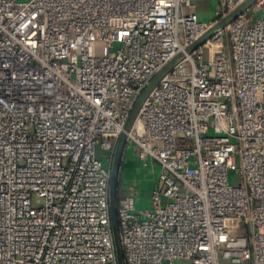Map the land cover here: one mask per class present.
I'll return each instance as SVG.
<instances>
[{
  "label": "built area",
  "instance_id": "built-area-1",
  "mask_svg": "<svg viewBox=\"0 0 264 264\" xmlns=\"http://www.w3.org/2000/svg\"><path fill=\"white\" fill-rule=\"evenodd\" d=\"M199 1L0 0V264H116L95 147L112 154L148 80L214 22ZM249 10L139 108L126 149L164 189L119 196L124 264H264V0Z\"/></svg>",
  "mask_w": 264,
  "mask_h": 264
},
{
  "label": "water",
  "instance_id": "water-1",
  "mask_svg": "<svg viewBox=\"0 0 264 264\" xmlns=\"http://www.w3.org/2000/svg\"><path fill=\"white\" fill-rule=\"evenodd\" d=\"M256 0H242L233 9L223 14L215 20L207 30L195 41L185 47L183 52H179L169 62L160 68L147 82L141 92L135 98L128 116L125 120L123 130L119 134L114 149L111 154V161L109 166V180H108V208H109V225L112 235L113 247L116 255V264H124L123 253L120 242V232L117 220V200L119 198L121 184L119 182L120 165L125 153L127 134L130 132L135 119L137 117L139 108L146 97L149 95L153 87L176 63L181 61L185 54H189L196 48L203 45L206 41L212 38L216 33L223 31L226 26L248 11ZM122 195V194H121Z\"/></svg>",
  "mask_w": 264,
  "mask_h": 264
},
{
  "label": "rangeland",
  "instance_id": "rangeland-1",
  "mask_svg": "<svg viewBox=\"0 0 264 264\" xmlns=\"http://www.w3.org/2000/svg\"><path fill=\"white\" fill-rule=\"evenodd\" d=\"M218 12L214 20H217L223 15V8L221 7L220 0H218ZM217 0H202L195 3V6L191 7L189 10L196 12L199 20H206L208 17L213 16L214 6L216 5ZM222 37L224 42L227 43V29L225 28L222 32ZM213 49L215 45L212 44ZM115 47L109 49L104 48L102 44H96V50L99 53L111 52ZM226 51V49H225ZM206 58V50L204 51V60ZM131 146V148H130ZM133 145L128 143V149L125 150L120 170H119V182H122L121 191L122 195L128 194L132 195L135 198V203L137 209L147 208L149 206V199L151 191L157 189L162 191L164 189V184L159 178L160 167L153 162H148L146 166L141 164V161L138 160L136 151L132 150ZM95 153L98 159L102 160L104 165L109 169L111 161V153L100 148L99 144L95 147ZM122 180V181H121ZM229 180L231 183H240L239 180V171L234 170L229 172ZM39 206V204L34 205ZM163 264H169L164 262ZM173 264H190L189 260H175Z\"/></svg>",
  "mask_w": 264,
  "mask_h": 264
},
{
  "label": "crops",
  "instance_id": "crops-1",
  "mask_svg": "<svg viewBox=\"0 0 264 264\" xmlns=\"http://www.w3.org/2000/svg\"><path fill=\"white\" fill-rule=\"evenodd\" d=\"M218 3H219V1L217 0L216 5L214 6L213 16L210 15V17H208L206 20H203L204 22H211L212 20H214L215 16L217 15L218 8H219ZM245 15L247 17L251 18V20H253L256 17H259L261 14H254V13H252V11L248 10V11L245 12ZM120 184L122 186V182ZM190 264H191V262H190Z\"/></svg>",
  "mask_w": 264,
  "mask_h": 264
},
{
  "label": "trees",
  "instance_id": "trees-1",
  "mask_svg": "<svg viewBox=\"0 0 264 264\" xmlns=\"http://www.w3.org/2000/svg\"><path fill=\"white\" fill-rule=\"evenodd\" d=\"M122 194V191H121V188H120V193H119V196Z\"/></svg>",
  "mask_w": 264,
  "mask_h": 264
}]
</instances>
